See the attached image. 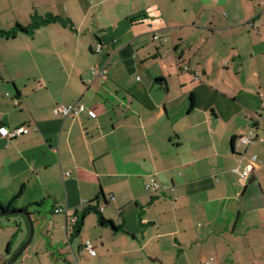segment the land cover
Here are the masks:
<instances>
[{"label": "crops", "instance_id": "obj_1", "mask_svg": "<svg viewBox=\"0 0 264 264\" xmlns=\"http://www.w3.org/2000/svg\"><path fill=\"white\" fill-rule=\"evenodd\" d=\"M32 15L61 20L0 35V207L33 223L11 264H264V0L0 2L2 30ZM27 233L0 216V264Z\"/></svg>", "mask_w": 264, "mask_h": 264}, {"label": "built area", "instance_id": "obj_2", "mask_svg": "<svg viewBox=\"0 0 264 264\" xmlns=\"http://www.w3.org/2000/svg\"><path fill=\"white\" fill-rule=\"evenodd\" d=\"M90 73L92 75H103L105 73V70H104V68H100V69L91 68ZM83 111H86L87 114L92 118H94L96 116V114L93 110H87L86 107L78 101H75V102L68 104V105H59V106L55 107V109H54L55 114L60 115L63 118L77 116L79 113H81ZM21 132H22V128H15L13 130H8L6 127L0 126V136H5V137L11 138V137H14V136L21 134ZM253 141H254V137L252 134L240 136L238 138V143L243 145V146H247V145L253 143ZM242 155L243 154H241V157H242ZM251 171H252V167L249 164L244 165L243 167H241L240 170L235 169V172L237 173L238 178H239V182L241 184H244V182L246 181V179L250 175ZM145 189L147 191H151V192L157 191V189H158L157 180L154 177H150L148 182L145 184ZM55 212H63V209L58 208L55 210ZM64 213L65 214L67 213L66 209H64ZM76 221H77V216L71 215V216H69V219H68V225L73 227L75 225ZM83 248L90 255L95 254V250L88 240H86L84 242ZM203 264H211V259L207 260Z\"/></svg>", "mask_w": 264, "mask_h": 264}, {"label": "trees", "instance_id": "obj_3", "mask_svg": "<svg viewBox=\"0 0 264 264\" xmlns=\"http://www.w3.org/2000/svg\"><path fill=\"white\" fill-rule=\"evenodd\" d=\"M55 20H61V19L59 17L51 16V15L45 16V17H38L37 15H32L31 16V23L29 24L28 27H24V26H21L19 24H16L15 27H13L11 30H8V31L2 30L0 28V35L1 36H6V37H13L18 32H25V33L27 32V33H29L35 27H38L40 25H44V24L50 23L51 21H55ZM10 204H12V202L9 203V206L8 207L11 206ZM8 207L7 208L0 207V210H3V211L9 210ZM12 209L15 210L14 208H12ZM91 209H93L95 211L97 210L96 208L91 207V206H86L85 208H83L81 210V212L79 214V217H77V221H76L75 225L73 226L74 227V233H78L79 232L80 227L82 225L83 218L85 217V215ZM100 221L103 224L110 223L112 225V223L110 221H105L102 217H100ZM113 227H114V225H113Z\"/></svg>", "mask_w": 264, "mask_h": 264}, {"label": "water", "instance_id": "obj_4", "mask_svg": "<svg viewBox=\"0 0 264 264\" xmlns=\"http://www.w3.org/2000/svg\"><path fill=\"white\" fill-rule=\"evenodd\" d=\"M11 215H21L24 217V219L27 222V226H28V233L26 236V239L24 240V242L21 244V246L7 259L5 264H11L15 257L21 252V250L28 244V242L30 241L32 234H33V225H32V219H31V215L29 212H27V210L24 209H15V210H0V216H11Z\"/></svg>", "mask_w": 264, "mask_h": 264}, {"label": "rangeland", "instance_id": "obj_5", "mask_svg": "<svg viewBox=\"0 0 264 264\" xmlns=\"http://www.w3.org/2000/svg\"><path fill=\"white\" fill-rule=\"evenodd\" d=\"M14 1H16V3H18V0H14ZM0 2H4V4H8V0H4V1L0 0ZM12 216H18L20 218H23L21 215H12ZM32 225H33V223H32Z\"/></svg>", "mask_w": 264, "mask_h": 264}]
</instances>
